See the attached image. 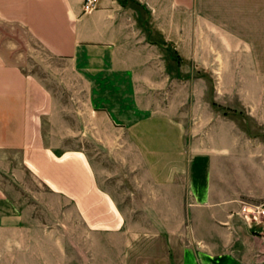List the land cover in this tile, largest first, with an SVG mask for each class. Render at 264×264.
I'll return each mask as SVG.
<instances>
[{"label":"crops","instance_id":"obj_1","mask_svg":"<svg viewBox=\"0 0 264 264\" xmlns=\"http://www.w3.org/2000/svg\"><path fill=\"white\" fill-rule=\"evenodd\" d=\"M93 1L0 0V24L127 137L129 175L64 147L62 101L0 41V152L19 160L0 170L43 188L23 207L0 189V264H264V219L241 215L264 203V0Z\"/></svg>","mask_w":264,"mask_h":264},{"label":"rangeland","instance_id":"obj_2","mask_svg":"<svg viewBox=\"0 0 264 264\" xmlns=\"http://www.w3.org/2000/svg\"><path fill=\"white\" fill-rule=\"evenodd\" d=\"M0 41L5 44L6 48L11 52L9 60H12L20 65L23 71L32 73L47 82L48 87L62 101L66 109L65 118L68 125L73 129L72 136L64 141V147L85 149L94 163H99L104 167L105 174L108 177L128 176V165L124 162V152L121 148L125 145L127 137L122 135H112L109 132V125L95 116L91 111H84V106L81 104L80 93L72 97L63 85L64 73L50 72L51 67L63 68L59 61L50 59L39 46L25 33L21 28L1 25L0 24ZM75 81V80H74ZM76 82H74L75 84ZM83 108V111L81 112ZM88 128V136L80 135V128ZM99 129L102 135H98L96 130ZM44 133H47V125L44 124ZM62 138H53L44 136V143ZM64 140V139H63ZM9 159L13 165L19 167V160L16 153H1L0 160ZM127 161V159H126ZM13 173H2L0 170V189L9 196L14 198L16 205L23 207L24 205H33L32 199L28 196L29 191H40L43 188L24 171V175L20 180L12 175ZM27 187L23 189V187ZM22 195L21 199L19 196Z\"/></svg>","mask_w":264,"mask_h":264},{"label":"built area","instance_id":"obj_3","mask_svg":"<svg viewBox=\"0 0 264 264\" xmlns=\"http://www.w3.org/2000/svg\"><path fill=\"white\" fill-rule=\"evenodd\" d=\"M93 0H86L84 5L85 10L93 7ZM241 215L246 220L260 221L264 219V203L262 204H243L241 207Z\"/></svg>","mask_w":264,"mask_h":264}]
</instances>
